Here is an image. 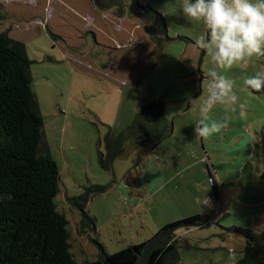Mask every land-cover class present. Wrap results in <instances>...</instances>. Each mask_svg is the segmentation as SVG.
Listing matches in <instances>:
<instances>
[{"label":"rangeland","instance_id":"374dc122","mask_svg":"<svg viewBox=\"0 0 264 264\" xmlns=\"http://www.w3.org/2000/svg\"><path fill=\"white\" fill-rule=\"evenodd\" d=\"M122 1L120 16L115 8H94L90 0H0V34L23 44L31 61L42 147L59 171L55 203L69 223L71 254L77 264H88L97 259L99 246L114 254L149 240L166 224L199 215V226L175 233L176 264H235L244 250L239 231L264 229V95L244 85L249 76L264 72V57L224 71L194 46L206 29L184 16L183 0ZM154 14L164 19L173 40L167 52L185 60L187 88L182 70L179 76L173 66H164L172 87L163 97L171 136L159 151L128 143L112 172H104L97 163L104 130L92 122L95 118L118 133L146 105L147 90L153 89L147 79L136 76L123 86L115 81L136 75L134 65L157 49L145 32ZM103 58L108 66H120L114 78L104 74V64H96ZM213 70L235 81L239 99L235 111L217 105L209 113L211 120L228 122L226 129L196 138L193 126L201 119ZM146 73L159 82L156 88H165L159 72ZM85 196V213L93 221L89 229H81L80 211L67 203Z\"/></svg>","mask_w":264,"mask_h":264},{"label":"trees","instance_id":"16d2710c","mask_svg":"<svg viewBox=\"0 0 264 264\" xmlns=\"http://www.w3.org/2000/svg\"><path fill=\"white\" fill-rule=\"evenodd\" d=\"M90 2L98 10L115 8L120 16L125 9L122 0ZM145 32L159 51L173 41L167 37L160 14H154L151 22L146 23ZM30 64L23 44L0 34V264H77L71 254L69 223L55 203L60 175L47 148L42 147L43 121L31 90ZM252 93L264 95V91ZM166 104L163 97L151 100L118 133L93 119L92 125L104 130L97 141L101 170L112 172L113 163L124 156L128 143L148 144L155 151L161 149L173 131L172 123L164 115ZM87 202L86 196L67 198L68 205L80 211L81 229H89L93 224L85 213ZM201 221L195 215L166 224L149 240L114 254H106L99 246L97 259L87 263L176 264V231L197 227ZM239 234L244 250L235 264H264V229L241 230Z\"/></svg>","mask_w":264,"mask_h":264},{"label":"clouds","instance_id":"9594fccd","mask_svg":"<svg viewBox=\"0 0 264 264\" xmlns=\"http://www.w3.org/2000/svg\"><path fill=\"white\" fill-rule=\"evenodd\" d=\"M182 11L192 22L202 24L206 32L195 41L218 68L228 71L238 62L248 63L264 57V0H183ZM207 97L193 126L196 138L208 139L228 127V122L211 120L209 113L217 106L236 110L238 96L235 81L216 70L208 73ZM246 89L264 91V72L244 80ZM245 105L239 104L240 114ZM11 199V197H8ZM234 257L230 254L229 259Z\"/></svg>","mask_w":264,"mask_h":264},{"label":"crops","instance_id":"0c3cea01","mask_svg":"<svg viewBox=\"0 0 264 264\" xmlns=\"http://www.w3.org/2000/svg\"><path fill=\"white\" fill-rule=\"evenodd\" d=\"M107 21H109V20H107ZM109 23L110 24H114L113 22H111V21H109ZM148 23V22H147ZM107 35H109V34H107L106 33V37H108ZM109 36H113L112 34H110ZM58 39H62V38H60V37H58ZM100 45V44H99ZM101 46V45H100ZM171 45H170V43H168L164 48H163V50L162 51H159V50H157V49H155V50H153L150 54H149V56H150V58H148L149 56H147V57H145L144 59H141L140 60V62L138 63V65H134V67H136L137 69H135V71L137 72V74L135 75L134 74V76L132 75V77H130V79H123L122 80V78H118L116 81H115V83H117L119 86L121 85V86H123V85H126V84H128L130 81H133L134 80V78H136V76L138 77V78H140V77H143V78H145V79H147V83L148 84H150L151 86H153V89H149V90H147V100H146V102L143 104V105H145V104H147L148 102H150L151 100H153V99H155V98H158V97H164V95L166 94V93H168V91L169 90H171V86H169V83L167 84L166 82H167V73L166 72H164V66H173V69H174V71H176V73H178L179 72V76H181L180 75V71L182 70V72H183V75H182V77H181V80H182V84L186 87V83H187V79H188V77L186 76V74L188 73V70L184 67V62H185V60L184 61H178V58L177 57H174V56H170V54L167 52L168 51V48L170 47ZM101 47H103V46H101ZM143 49V48H142ZM145 56V54L143 55V57ZM167 62H169V63H171L170 65H168V63ZM182 62H183V64H182ZM108 59L106 58V59H101V60H97L96 61V64L99 66V65H102V64H104V65H102V68L105 70L104 71V74H106L107 75V77H110V78H114L112 75H113V73L116 71V69L117 68H120V66L119 65H116V64H112L111 66H108ZM165 63H167L166 65H165ZM102 69V70H103ZM147 70H150V71H154V70H156L157 72H159V74H160V79L162 80V82L163 83H166V86H165V88L164 89H166V90H164L163 88H156V85L157 84H159V82H157V81H151L149 78H148V74L146 73L147 72ZM163 70V71H162ZM186 72V73H185ZM100 73V72H99ZM185 73V74H184ZM101 74V73H100ZM182 74V73H181ZM175 74H173L172 76H174ZM113 82H114V80H113ZM175 82H176V86L177 87H182V85H181V83L179 82V79L178 78H176L175 79ZM180 85V86H179ZM187 88V87H186ZM148 91H149V93H148ZM172 91V90H171ZM185 90H183L182 92H184ZM158 96V97H157ZM166 99V102H168L167 101V98H165ZM166 106H167V104H166ZM165 106V107H166ZM164 113H165V110H164ZM137 114V113H136ZM165 115V114H164ZM135 116V115H134ZM166 117V116H165ZM167 120L169 121V119L167 118ZM159 151V150H158Z\"/></svg>","mask_w":264,"mask_h":264}]
</instances>
